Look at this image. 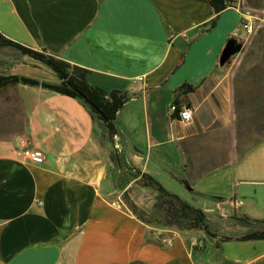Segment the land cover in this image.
Listing matches in <instances>:
<instances>
[{
	"label": "crops",
	"instance_id": "0c3cea01",
	"mask_svg": "<svg viewBox=\"0 0 264 264\" xmlns=\"http://www.w3.org/2000/svg\"><path fill=\"white\" fill-rule=\"evenodd\" d=\"M239 6L207 31L215 14L205 0H0L3 36L84 68L93 86L129 98L109 137L78 98L23 84L2 92H17L26 130L0 140V264H264V239H235L264 225L237 221H264V141L240 160L196 175L185 168L182 146L193 135L190 124L170 119L175 89L199 86L180 97L191 105L226 69L221 53L244 27ZM0 75L60 83L51 68L12 47L0 48ZM27 149L43 156L27 159ZM172 165L191 187L186 195L168 191L186 202L211 192L219 210L211 218L221 226L210 228L216 238L145 223L128 206L152 215L157 194L140 208L147 190L133 188L143 173L165 187L167 177L183 178Z\"/></svg>",
	"mask_w": 264,
	"mask_h": 264
},
{
	"label": "rangeland",
	"instance_id": "374dc122",
	"mask_svg": "<svg viewBox=\"0 0 264 264\" xmlns=\"http://www.w3.org/2000/svg\"><path fill=\"white\" fill-rule=\"evenodd\" d=\"M238 11L244 16L242 24L252 26L250 36L244 41L246 29L238 28V39L244 44L242 52L202 87L195 103H184L195 109L193 122L187 127L193 135L182 146L187 166L196 175L219 169L229 161H238L264 141V0H243ZM25 130L26 118L17 92L0 94V140L24 137ZM170 171L187 178L179 166L172 165ZM167 178L166 187L159 181L164 188L187 194L186 186L172 177ZM221 184L226 185L225 181ZM211 187L214 183L206 185L207 189ZM133 190L134 193L147 190L139 198L143 199L137 204L140 208L149 206L152 195L157 194L139 185ZM208 193L203 197L191 195L187 202L212 219L219 210L211 192ZM212 221L210 228L221 229L214 218Z\"/></svg>",
	"mask_w": 264,
	"mask_h": 264
},
{
	"label": "trees",
	"instance_id": "16d2710c",
	"mask_svg": "<svg viewBox=\"0 0 264 264\" xmlns=\"http://www.w3.org/2000/svg\"><path fill=\"white\" fill-rule=\"evenodd\" d=\"M208 2L212 13L215 17L206 24L207 31L214 29L221 14L228 8H237L240 0H205ZM12 47L19 50L22 54L38 60L49 68H51L58 78L59 84H51L40 82L36 79L23 76H1L0 75V93L10 87H16L20 84L29 86H41L46 89L53 90L60 94L78 98L81 100L94 115L95 118L102 121L108 128L109 137L116 134L115 120L119 111L129 100L126 92L119 90L105 91L99 87H95L88 81L89 71L73 66L68 62L57 59L53 55L47 53L46 50L36 51L27 48L17 42L7 39L0 32V48ZM183 59L178 64L180 66ZM229 63V62H228ZM199 86L184 83L174 90V100L172 105L180 108L183 103L180 101L182 95L194 93ZM178 113L174 112L170 115V119H176ZM188 166H185V168ZM187 176V175H186ZM175 179L181 181L186 187H191L187 178ZM138 184L143 187H149L157 192L155 203L153 206V214L147 215L145 212L138 210L137 207L128 202V206L137 215V217L148 224H160L165 228H177L180 230H198L204 231L209 237L216 238L218 235L210 230L206 214L200 208L193 207L184 201L180 196L171 193L163 185L148 173H143L138 180ZM238 224L252 227L255 223H264V221L253 220L248 216L242 215L238 218ZM223 241H230L234 238L222 237ZM236 240H261L264 239V228H258L248 234L235 238Z\"/></svg>",
	"mask_w": 264,
	"mask_h": 264
},
{
	"label": "built area",
	"instance_id": "2783aa9c",
	"mask_svg": "<svg viewBox=\"0 0 264 264\" xmlns=\"http://www.w3.org/2000/svg\"><path fill=\"white\" fill-rule=\"evenodd\" d=\"M244 27L248 33L252 31L251 24L246 23L244 24ZM232 37L237 38L238 31H235ZM170 109L172 113L174 112L178 113L176 119L179 120L181 123L188 125L193 122L194 114H195V110L193 107L183 104L182 106H180V108L177 109L176 106L171 105ZM42 156L43 154L40 151L35 150V149H27L24 151V157L30 160H37V159H40Z\"/></svg>",
	"mask_w": 264,
	"mask_h": 264
},
{
	"label": "water",
	"instance_id": "95a60500",
	"mask_svg": "<svg viewBox=\"0 0 264 264\" xmlns=\"http://www.w3.org/2000/svg\"><path fill=\"white\" fill-rule=\"evenodd\" d=\"M243 50V43L236 38H231L226 42V45L221 53L219 65L225 66L230 60Z\"/></svg>",
	"mask_w": 264,
	"mask_h": 264
}]
</instances>
